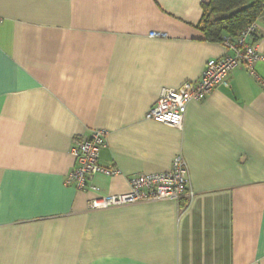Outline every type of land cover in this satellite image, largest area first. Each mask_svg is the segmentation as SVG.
Returning a JSON list of instances; mask_svg holds the SVG:
<instances>
[{
	"label": "crops",
	"instance_id": "crops-1",
	"mask_svg": "<svg viewBox=\"0 0 264 264\" xmlns=\"http://www.w3.org/2000/svg\"><path fill=\"white\" fill-rule=\"evenodd\" d=\"M210 1L0 0V264H264V59L191 101L182 128L146 117L231 53L205 39ZM97 129L116 170L94 176L101 194L181 155L192 196L92 209L65 180Z\"/></svg>",
	"mask_w": 264,
	"mask_h": 264
},
{
	"label": "built area",
	"instance_id": "built-area-1",
	"mask_svg": "<svg viewBox=\"0 0 264 264\" xmlns=\"http://www.w3.org/2000/svg\"><path fill=\"white\" fill-rule=\"evenodd\" d=\"M256 31L255 22L236 36L223 40L226 50L231 52L221 58L210 59L197 82H187L178 88L165 89L158 101L149 110L147 119L175 128H182L187 106L191 101H203L217 87H230V76L238 67L244 66L255 77V64L264 59L256 46L249 42ZM107 132L94 130L87 138L74 140L72 153L76 158L74 169L66 177V185L78 190L91 189L98 195L90 206L104 209L126 203L152 200L179 201L190 192L188 166L181 155L177 156L170 169L154 174H143L130 181V190L121 195H103L91 182L98 173L112 175L116 172L100 164V150L106 145Z\"/></svg>",
	"mask_w": 264,
	"mask_h": 264
},
{
	"label": "trees",
	"instance_id": "trees-1",
	"mask_svg": "<svg viewBox=\"0 0 264 264\" xmlns=\"http://www.w3.org/2000/svg\"><path fill=\"white\" fill-rule=\"evenodd\" d=\"M204 12L205 39L222 43L225 37L238 35L264 15V0H252L250 4L247 0H211L204 4Z\"/></svg>",
	"mask_w": 264,
	"mask_h": 264
},
{
	"label": "rangeland",
	"instance_id": "rangeland-1",
	"mask_svg": "<svg viewBox=\"0 0 264 264\" xmlns=\"http://www.w3.org/2000/svg\"><path fill=\"white\" fill-rule=\"evenodd\" d=\"M221 16V15H220Z\"/></svg>",
	"mask_w": 264,
	"mask_h": 264
}]
</instances>
